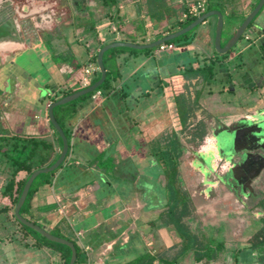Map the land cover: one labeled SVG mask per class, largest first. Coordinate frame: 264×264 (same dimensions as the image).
Wrapping results in <instances>:
<instances>
[{"label":"crops","instance_id":"0c3cea01","mask_svg":"<svg viewBox=\"0 0 264 264\" xmlns=\"http://www.w3.org/2000/svg\"><path fill=\"white\" fill-rule=\"evenodd\" d=\"M168 1L188 6L199 0ZM93 2L91 7L80 5V12L74 13L72 20L61 24L59 31L56 32H61L59 38L63 36L62 25L69 27V36L66 37L67 40L65 39L68 50L57 51L61 56L57 57L56 63L52 60L48 61L47 79L37 82L30 73L21 70V65H9L13 67L12 70L14 69L9 75L11 73L16 77L17 82L13 94L3 101V121L11 131L32 136H47L54 140L55 129L53 130L48 118L47 103H50L54 96L60 97L64 89L80 88L81 90L90 86L92 79L100 77L96 59L93 61V57L97 55L101 45L116 41L138 46L147 45L168 34L166 28L164 29L165 24L157 27L155 21L146 14L143 5L136 0L119 2L117 20L105 17L98 2L96 0ZM252 4V1H247V6L250 7ZM8 7L9 5L6 8ZM44 8L41 7L38 12L40 13ZM22 9L24 11V8ZM249 11L245 8L240 12L247 15ZM90 15L95 20V31L85 34L77 27L76 19L79 16L88 19ZM53 16L59 24L61 22L59 15L53 14ZM209 17L200 23V27H195L183 45L169 42L174 46L172 49L158 51L156 45L139 48L114 46L129 47L137 51H131L129 48L117 51L110 63L115 69L111 77L112 87L104 93L95 89L99 90L100 94L94 99L92 97L80 99L76 114L68 120L67 124L71 129L69 139L71 152L67 160L78 165L84 179L91 182L83 188L72 191L64 187L55 190L52 184L41 185L33 196L31 210L32 214L39 215L38 224L47 230L53 228L60 218L66 219L73 230L72 237L77 246L85 252L86 260L80 264H124L145 252L159 256L151 264H168L167 258L175 255L179 245L177 234L170 225L159 219V213L165 207L166 195L158 189L157 183H160L159 180L162 181V175L158 173L157 161L150 153L152 143H155L158 135L179 133L184 149L189 150L188 142L184 140L188 139L189 135L185 132L189 129L188 133H190V129L197 126L200 120H204L205 127L208 126L209 121L214 122L215 115L213 111H209V102L212 101L210 100L213 96L212 86L216 84V79L202 82L199 75L192 76L189 75L190 72L187 73L190 68L195 69L212 63L216 65L217 71L222 69L224 63H231L251 47L253 40L248 42L251 32L256 34L254 41L259 42L257 48L264 61V7L256 16L250 27L252 29L243 38L244 44H240L237 50L230 51L231 54L229 52L226 56L221 52L216 53L212 42L216 19L213 21ZM43 20L41 19L42 22ZM254 25H259L260 28ZM45 33L46 31H43L41 34L44 36ZM24 38L27 41L29 39V37ZM38 39L40 38L37 37L36 40ZM35 43L29 39L21 48L11 51L25 48L33 50ZM1 46L7 47L8 44ZM8 47L13 48L11 44ZM0 52L2 55L0 57L7 56V51ZM45 52L44 49L41 50V54ZM240 62L245 63L243 59ZM89 64L95 66V69L88 76L87 85L84 86L81 81L82 71ZM19 72L25 75L26 82L19 78ZM224 74L230 76L228 71ZM40 87L43 92L36 90ZM224 87L225 85L222 84L216 92L219 93ZM34 94H37L36 99L32 100ZM176 94L182 95L186 103L191 105L186 126L183 129L180 123V130L172 120L174 117L179 119ZM17 100L24 103V111L29 112L27 116L20 111L19 105L12 108V104ZM11 109L16 110V113ZM241 116L243 115L237 118ZM100 154L103 155V159L112 160L111 170L105 172L93 162ZM188 156L189 153L183 154L180 162L179 175L183 183L186 173L189 174ZM143 179H150L149 181L155 183L152 191H147L140 185V180ZM4 182L5 178L0 176V187ZM121 182L132 184L131 188L126 187L129 190L127 194L118 186ZM184 187L188 188L185 184ZM108 188L113 189L111 193L107 192ZM188 195L191 198V212L185 220L190 229L199 230L197 217L205 201L198 195ZM164 196L165 200L162 201ZM195 196L198 199L196 203L192 201ZM54 203L56 207L59 203L73 205H71L73 213H70V220L66 213L63 216L57 208H51ZM213 204L215 205L216 201ZM4 206L9 208L8 198L0 196V264L63 263L59 251L49 246L37 245L28 235L22 237L24 230L10 218L11 210H2ZM215 214L216 211L213 209L212 215ZM219 214L224 218L239 216L235 212L223 211V209L219 210ZM97 215L101 216L97 217ZM153 217L157 219L152 220ZM235 218H232L234 219L232 221L237 223ZM232 221L228 223V232L226 231L224 235L226 239L232 238L230 232H236L231 226ZM250 236L251 234L247 237ZM245 241L246 239L240 241L238 246L233 245V249L237 250ZM221 245L224 247V252L217 258L214 257L209 261L195 259L192 253H187L176 260L175 264H232L231 255L228 257L226 254L233 253L234 250L230 248L232 244ZM224 255L225 258H229L228 262L223 259Z\"/></svg>","mask_w":264,"mask_h":264},{"label":"trees","instance_id":"16d2710c","mask_svg":"<svg viewBox=\"0 0 264 264\" xmlns=\"http://www.w3.org/2000/svg\"><path fill=\"white\" fill-rule=\"evenodd\" d=\"M96 1L103 9V14L105 17H108L111 20L118 19L119 16L117 15V7L121 0ZM136 1L140 2V5H143L146 14L151 19H153V21H155V25L157 27H159V25L163 23L166 25H164V29L166 28L165 30L168 34L180 28L182 29L186 27L199 15L211 9H217L222 14H224L225 10L228 17L238 16L239 14H241L242 18L239 24L246 16V14H242L240 11H235V0H227L224 3L223 11L221 10V7H217L213 3H209L208 0H205L204 10L198 15L189 14L188 7L186 5H178L177 3H172L168 0ZM254 5L255 3L250 6L249 10H251ZM263 7L264 4L251 20V22L247 25L246 29L239 39L245 38L247 30L253 25L256 16L260 13ZM183 15H185V17H183ZM76 25L77 27L82 29L83 33L85 34H89V32L92 33L95 31V20L92 18V15H90L88 19L79 16L76 19ZM195 27H193L183 35H179L164 42H176L180 45H183L185 43V40L188 39V36L195 29ZM232 35L233 33L229 35L227 39ZM219 45L222 46V43H220ZM124 48L129 47H113L104 51L102 55V61L106 70V76L101 84L95 89H99L102 93H104L110 87H112L111 77L112 72L115 71V69H113V66L110 65V63L114 59L116 52ZM233 48H230L222 55L226 56L230 51H233ZM131 51L137 50L131 49ZM52 56L59 57L61 55L53 54ZM95 59L96 54L93 57V61H95ZM187 73L192 76L199 75L202 82H208L210 79L214 78L215 74L217 73V69L216 65L209 63L206 65H201L195 69L190 68ZM97 79L98 76L92 79V81H90V84L94 83ZM78 89H64L60 94V97L72 93ZM95 89L91 90L85 95L78 96L77 98L69 102L53 107L54 117L65 134L68 151L65 155V158L58 165V167H56L52 171L39 174L33 180L31 186H29L27 189L25 199L19 209V213L22 216L26 217L29 221L39 225L40 227L42 226L38 224V221L40 219L39 215L32 214L31 201L37 189L41 185L52 184L55 190H58L59 187H64L72 191L77 188H83L91 182H88L84 179V177L82 176L83 173L81 172L78 165L72 164V162L69 163L70 160H67L71 152L69 145L71 129L68 126L67 122L76 114L78 110L77 105L80 99L83 100L87 97H90V94ZM12 94L13 92L10 93L0 88V176H3L5 178V182L0 187V196L7 197L9 201V208L4 206L2 210H11V212L9 213L10 218L24 230V234L22 235V237L24 235H28L35 241L37 245L49 246L59 251L63 257L62 264H68L70 258V248L68 246L50 241L43 236L41 237L40 234L31 230L30 228H28V226L20 223L15 218L12 212L17 202L22 185H24L28 176H30V174L35 170L52 164L58 157L61 150V140L58 133L54 130L52 124L51 126L55 134L54 140L48 138L47 136H32L27 133L11 131L9 126H6L5 122L3 121V101L5 99L4 97H9ZM176 95V104L177 109L179 110V120L184 129L186 126L187 118L189 117L191 105L186 103L182 95ZM44 98H46V96H44ZM58 98L59 96H54L51 98V101H55ZM196 127H198V125ZM188 135L189 138L184 139L185 142H195L203 135H205L204 127L203 129H198L197 131L191 130ZM165 136L166 138L163 142L159 143L156 139L155 143H152L153 146L150 150V153L153 157H155L157 161V167L159 169L158 173L162 175V183L160 185H162L163 188L161 190L167 198L165 207L159 213V219L160 221L170 225L178 237L177 239L179 245L176 248V253L173 257L167 258L166 262L168 264H175L176 260L186 255L187 253H192L195 259H204L209 261L214 257L217 258L222 252H224V247L220 244L221 246L219 247L222 248L218 249L217 246H214L211 243H202V240L199 239L201 237H199L196 232L190 229L189 225L186 223L185 219L190 215L191 212V198L185 192L186 189L184 187V183L182 182V179L179 175L180 162L183 154H185V146L182 145L180 138L177 137L174 133L167 134ZM102 156V154L98 155L93 162H95L100 169H103L105 172H107L111 170L112 160L107 158L103 159ZM51 208H57L56 203H54ZM259 222L260 224L258 228L251 234L250 238L246 239V241L243 243L244 245L238 247L237 250H234L235 255L232 259V264H254V262H256L257 264H264V217L261 218ZM48 231L55 236L70 240L73 243V246H75L76 249V259L74 264L85 262V252L82 251L79 246H77L75 239L72 237L73 230L66 219L60 218L59 221L54 225V227L49 229ZM218 250L220 251L218 252ZM225 256L226 255H224L223 259L228 261L229 258H225ZM158 257L159 256L157 254H149L148 252H145L137 256L130 262H126L124 264H151L153 260ZM247 258H249V260L251 261L248 262L249 260H247Z\"/></svg>","mask_w":264,"mask_h":264},{"label":"rangeland","instance_id":"374dc122","mask_svg":"<svg viewBox=\"0 0 264 264\" xmlns=\"http://www.w3.org/2000/svg\"><path fill=\"white\" fill-rule=\"evenodd\" d=\"M6 1L11 2L12 0H0V4L4 3ZM14 1H18V3L16 2L17 4L15 3V5L18 6V7H16V10H17L16 12L21 13V14L23 12L25 13V11H27L28 9L29 10L33 9V11H39V9L41 7H45V8L42 9V11H40V13H39L40 21H41V19H44L43 22L40 25L35 24L36 27L34 26V28L32 30H28L26 32L30 36L29 37L30 41H32L34 43L36 42L34 45L35 46L34 49L31 50L29 48H25L23 50H18V51L17 50L7 51V56L5 58L0 57V88L4 89L7 92H9L5 86L7 79H4V78L7 75V71L12 70V68H13L12 66H9V65H21L22 66L21 70L27 71V73H30V76L35 77L37 82H40L42 80L47 79V77L49 75V72L47 69V65L49 64L48 61L52 60L53 62L56 63V60H57V56L56 57L52 56L53 52L55 55H58L57 54L58 52L68 50L66 47L67 45L65 44V39H66V37L69 36V32H68L69 27L66 28V25L65 26L62 25V28L64 29L62 32L63 36H61L59 38H58V36L61 34V32L60 33H56V32L59 31L58 29L60 28L61 24L67 23L68 21L72 20L71 17L74 13L80 12L79 11L80 5L83 4L86 6L88 5V7H91V6H93V4H94L93 1H95V0H14ZM226 1L227 0H208L209 3H213L215 6L221 7L222 11L224 9L223 6H224V3ZM247 1H249V2L252 1L253 4L254 3L256 4L259 0H235V2H236L235 7H234L235 11L239 12L245 8H246V10H249L250 7L247 6ZM23 6H25L28 9H26V10L24 9V11H23V9H22ZM227 11H229V10H227ZM53 14L59 15V17L61 19V22L59 24L57 23V20H54L55 17L54 16L52 17ZM209 18L213 21H215L214 19H216L215 15H211ZM241 18H242L241 14H239L238 16L228 17L226 15L225 10H224L223 28H222V34H221V40H220V43H222V46L225 43L227 37L236 31ZM198 27H200V24L197 25V28ZM251 29L252 28H249L247 30V32L250 31ZM42 30L46 31L44 36H43V34L40 33V31H42ZM66 33H68V34H66ZM251 34H252L251 38H250V40H248V42H251L253 40V43L250 44L251 47L247 48L244 52L241 53L240 56H238L237 59H235L231 63L230 62L224 63L221 66L222 69H219L214 76V79H216V82H215L216 84H214L212 86V91H213L212 95L213 96H211V99H210L212 101L209 102V108H210L209 111H213V114L215 115L214 118L216 119V122H215L216 127H217V125H219V126L221 125V124L217 123L219 120L224 121L225 123H228L230 120L237 118L241 114L242 115L251 114L254 111L256 112V115H259V116L264 114V111H262V112L260 111V110L264 109V61H263L262 56H260L261 55L260 50L257 48L259 42L256 43L254 41L256 38V34L254 32H251ZM37 37H39L40 39L36 40ZM263 39H264V37H263ZM243 40L244 39H242V38L238 39V41L235 44L236 46L233 48L234 51L237 50L238 47H240V44H244ZM53 45H55V47H57V48H55ZM36 46H38V47H36ZM43 49L46 51L45 52L46 54L45 53L41 54V50H43ZM216 53L219 54V51L216 50ZM229 54H231V52ZM241 59H243V61H245V63H241L240 62ZM248 59H249V61H248ZM227 71L230 72L229 77L224 74V72H227ZM19 74H20L19 78H22V80L25 81V79H24L25 75L23 73H20V72H19ZM31 77H29V78H31ZM222 84L225 85V87L223 89H221V91L219 93H217L216 89L221 88ZM36 90L39 92L40 91L43 92L42 87L37 88ZM36 95L37 94L33 95L32 100L36 99V97H35ZM7 97L8 96L5 97L6 100H7ZM47 104H49V103H47ZM18 105L21 108L20 111H22V113L25 116H27L29 114V112L27 113L24 111V108H23L24 103L21 100L20 101L17 100L15 102V104H12V108L14 109ZM47 107H48V105H47ZM13 109H11V110L16 113V110H13ZM19 120L21 121V119H19ZM172 120H173L176 128H179V130H180V120L176 117H174ZM243 126H245V125H243ZM203 127H204V131H207L208 127H211V122H208V127H205L204 120H202V121L200 120V121H198V127L194 126L193 128L190 129V131L191 130L197 131L198 129L201 130V129H203ZM246 129H248V126H247V128L245 127V130ZM258 130H259V128H255V131L258 133L257 136H259V135L264 136V132L261 131V133H260V132H258ZM188 132H189V129H188V131L185 132V134H188ZM174 134L177 137H179V133H174ZM248 134L250 136H252L251 133H248ZM210 137H211V134H210ZM165 138H166V136L164 134V135H158L156 139L158 140L159 143H161L165 140ZM190 145L195 146L192 143H190ZM190 156L192 157L193 154H190L189 157ZM192 171H193L192 169L189 171V175H192ZM226 178H228V177H226V176L224 177V182H225ZM144 179H143V181L140 180V182H141V183L139 182L140 185L144 186V188H146L147 191H152V187L154 186L155 183L149 181L150 179H147V180H144ZM189 181H190V183H189ZM189 181L187 182V183H189L188 187H191V190H192V188L194 187L192 184V181H194V180L190 179ZM159 182L160 183H157L158 189H162L163 186L160 185L162 181L159 180ZM224 182H223V184L226 183V182L225 183ZM234 182L236 183L235 180H234ZM150 183H152V184L149 187ZM118 186L121 187L120 188L121 190L125 191V194H127V192L129 190H128V188L126 189V187L129 186V188H131L132 184L128 185V182H121V183H119ZM225 186L227 188H230L228 182L225 184ZM250 189L251 188L249 187L246 190L240 191V194H242V196L246 197V199L244 201L246 203L249 202L251 205L255 200L256 202H258V206L261 207V205L264 204V197L262 198L261 192H260V194H257V193L254 194L253 192L250 193ZM112 190L113 189L108 188L107 192L111 193ZM185 192L187 194H191L190 190H185ZM247 193H249L250 196ZM226 195H228V194H226ZM228 197H229V195H228ZM164 198H165V196L162 197L161 200L162 201L165 200ZM238 198L242 199L239 196H238ZM197 200H198L197 196H195V197H193L192 201L194 203H196ZM158 201H160V199H158ZM166 201H167V198H166ZM68 204L69 203H67L68 208L66 207L68 209V211L65 213H66L67 218H69V220H70V216H71L70 213H73V211H72L73 205L72 204L68 205ZM213 205L214 204L210 203V202H205L201 205L202 207L204 206V208H201V212L199 213V215L197 217L199 230L195 229L194 232H196L198 235L201 236V238H199V239L202 240V243H205V244L211 243L214 246H217L218 249L222 248V247H219V246H221L220 244H223V245H225V244L231 245L232 244V247H230V248H232V250H235V249H233V247H234L233 245L238 246L240 244V241H244L245 239L250 238L247 236L252 234L258 228V226L260 224L259 221L261 220V218L264 217L263 213L261 216L258 215V217H255V215L258 214V211L255 212V210L253 209L254 211H251V212L255 213V214H252L253 215L252 222H250L251 221V219H250L251 215L250 214H248L247 218H241L240 217V219H236L238 222L237 227H236V225L233 226V228H235L233 230L236 232H233V231L230 232V235H232V238L226 239V237H224V235L229 228L228 223L230 221H232V216L231 217L229 216L226 218L222 217L219 214V209H215V211H216L215 216L212 215L213 209H214ZM223 208H224L223 211H225V210L229 211L231 206H230V204H224ZM98 216L99 215H97V217ZM155 219H157V218L153 217L152 220H155ZM138 224H140L139 221H138ZM219 251L220 250H218V252ZM234 253L235 252L233 251L232 254H230V253H226V254L228 257L231 255V258L233 259L234 255H235ZM254 264H257V263L254 262Z\"/></svg>","mask_w":264,"mask_h":264},{"label":"water","instance_id":"95a60500","mask_svg":"<svg viewBox=\"0 0 264 264\" xmlns=\"http://www.w3.org/2000/svg\"><path fill=\"white\" fill-rule=\"evenodd\" d=\"M5 3H7L10 8L8 7V8H6V10H4L3 5ZM263 4H264V0H259L254 5V7L250 10V12H248V14L242 20V22L238 25V28L233 33V35L231 37H229L228 40L225 41L223 46L219 45V40L221 38V33H222V28H223V14L217 9H211L209 11L202 13L196 19H194L192 22H190L186 27H184L182 29L180 28V29H178V30H176L170 34H167V35L161 37L160 39H156L153 42L148 43L147 45L140 44L138 46V45H132L131 43H128V42H118V41L110 42V43H106V44L102 45L101 48L98 50L97 55H96V63L98 65L100 77L94 83L90 84V86L85 87L81 90L80 89L76 90V91L69 93L67 95L61 96L58 99H56L55 101H51L48 104V107H47L48 118H49L50 123L52 124L53 128L55 129V131L59 135V138L61 140V146H60L61 150H60L58 157L56 158V160L52 164L45 166V167H41V169L35 170L34 172H32L30 174V176H28L24 185H22V188H21L20 193L18 195L17 202H16L14 209H13V214H14L15 218L20 223L28 226V228H30L31 230L40 234L41 237L43 236L44 238H46L50 241L61 243V244L68 246L70 248V258H69L68 264H74L75 259H76V249L70 240L55 236L54 234L50 233L47 229L40 227L37 224H34L33 222L29 221L26 217L22 216L19 213V209H20V207H21V205L25 199V194L27 192V189L29 186H31L33 180L39 174L52 171L56 167H58V165L65 158V155L68 151V146H67L65 134L63 132V129L61 128V126L58 124V122L56 121V119L54 117L53 107L57 106V105L64 104L66 102H69V101L77 98L78 96L85 95L101 84V82L105 79V76H106L105 67H104V64L102 61V55H103L104 51L109 49V48H112L114 46H121V45L131 46L132 48L154 46L160 42H163V41H166V40L175 38L179 35H183V34L187 33L193 27H195L196 25L203 22L207 17H209L211 15H215L216 16V23H215L214 39L212 40V42H213V45L215 46L216 50H218L221 53H225L230 48L232 49L235 46L236 42L238 41V39L240 38V36L243 34L244 30L246 29L247 25L251 22V20L254 18V16L260 10V8L263 6ZM11 6H12L11 2H8V1L0 4V51H11V49L21 48L25 43L28 42L24 38V37H27L25 35L27 28L29 27V28L33 29L31 27L32 24L27 26L28 23L25 24V22L23 21V19H26L25 17H27V16H22L21 13L16 12L17 11L16 7H18V6L15 5L13 8ZM23 8L26 9L25 6ZM22 14H24V13H22ZM31 14L37 15V17L34 19L35 24L40 25L42 23V21H40V19H39V12L38 11H32ZM18 20H20V21H18ZM254 26H256L257 28H260L259 25H254ZM1 44H8V46L11 44V46L13 48H10L8 46L2 48ZM8 74H9V72L6 75V76H8L7 82H6V87H7L8 91L10 93H12L16 89V88L14 89V86H15V83L17 82V79H16V77L12 76L11 73H10V75H8ZM12 86H13L14 90L12 89ZM255 116H256L257 121H254L252 118H249L247 116V114H245V116H242L239 118V121L237 122V124L236 123L235 124L234 123H231V124L221 123L222 126L218 130L219 134L216 135V137L214 139V143H213V145L215 144V151H216L217 156L219 157V160L227 161L228 164H230V163H232L234 157L239 156V158H237V160H239V161L241 160V157L246 159L247 158V152L250 153L251 150L254 148V146L257 143L260 144L261 142L264 141V136H261V135L257 136L258 133L255 131V128H259L258 132H260V133H261V131L264 132V116L263 115H260V116L255 115ZM243 125H245V126H243ZM253 125H255V126H253ZM247 126L248 127L253 126V127H251V130H250V128L245 130V127L247 128ZM248 133H251L252 136H250ZM212 159H214V158L210 157V155L205 156V157H203L204 162H198L197 164L193 165L192 167L194 168V166H195V169H199L202 171L204 169H203V166L201 167V164L203 165L206 162H207L206 164H210V161ZM243 164L244 163H242V165ZM243 166H245V164ZM235 169H238L236 164H234V166L230 168L231 172H233Z\"/></svg>","mask_w":264,"mask_h":264},{"label":"flooded vegetation","instance_id":"af4514ba","mask_svg":"<svg viewBox=\"0 0 264 264\" xmlns=\"http://www.w3.org/2000/svg\"><path fill=\"white\" fill-rule=\"evenodd\" d=\"M18 3V1H11L12 8L15 6V3ZM16 3V4H17ZM7 3L3 5V9L6 10ZM10 8V7H9ZM43 8V7H42ZM32 10L25 11L24 14H21L26 19H23L25 24L27 26L32 24V28H34L35 25V18L36 15L29 14ZM20 21V20H18ZM28 30H32L31 28H27ZM26 31V32H27ZM25 32V35L27 37H30L28 33ZM40 31V33H42ZM30 39V38H29ZM28 39V41H29ZM27 40V39H26ZM13 70H8V72H12ZM7 72V73H8ZM9 75V74H8ZM8 76H6L4 79H7ZM261 112L264 111V109L260 110ZM256 112H252L251 114H247L249 118H252L254 121L256 120ZM245 116V115H243ZM264 116V114H263ZM242 117V116H241ZM240 118V117H239ZM239 118H235L233 120H230L228 123H236L239 121ZM210 122V121H209ZM216 122V119L214 120ZM213 121L211 122V127H208V130L205 132V135H203L201 138H199L195 142H190L195 146H191L189 143L187 147H190L189 150H185V153L193 154V156L188 158V165H189V171L192 169V175H189L186 173L185 175V182L184 184L187 185L190 183V179L194 180L192 181L193 188L191 190V187H188L186 190H190L191 194L198 195L200 199H203L205 202L213 203L216 201V204L214 205V209L222 210L224 209V204H230L231 208L230 211L235 212L236 214H239V216L235 219L241 218H247L248 214L251 215L250 219L252 222L253 215L255 213H252L251 211H258V214L255 215V217L261 216V214H264V204L258 206V202L254 200V202L250 205V203H246L244 200L246 197L242 196L240 194L241 190H246L249 187L250 193L254 194H262V198L264 197V141L260 144H256L254 148L251 150L250 153L247 152V158L241 157V160H237L238 157H234L232 163L228 164L227 161L219 160V157L216 154L215 151V144L214 139L218 133V130L221 128L222 125H217ZM217 123H225L224 121L219 120ZM225 123V124H228ZM255 126V125H253ZM251 126V127H253ZM251 127L250 128L251 130ZM255 128V127H254ZM215 129V130H214ZM211 134V137H210ZM206 139V140H205ZM204 141V143H203ZM203 143V144H202ZM203 146V147H202ZM214 158L210 161V164L204 163L201 164V167L203 166L204 170L195 169L192 167L193 165L197 164L198 162H204L203 157L209 156ZM214 156V157H213ZM190 159V160H189ZM242 163L245 164V166L242 165ZM234 164L237 165L238 169H235L233 172H231L230 168L234 166ZM242 166V167H241ZM241 167V168H240ZM228 177L225 179V182L229 184L230 188H227L225 186L224 177ZM220 177V178H219ZM223 180V181H222ZM228 180V181H227ZM236 181V183L234 182ZM189 181V183H187ZM223 182L225 184H223ZM228 194V195H226ZM249 194V193H247ZM252 195V194H251ZM241 197L242 199L238 198ZM250 196V194H249ZM261 198V199H262ZM242 200V201H241ZM229 203H228V202ZM204 202V203H205ZM223 202L224 204H220ZM203 204V203H202ZM219 207V208H218ZM259 207V208H258ZM204 208V206H203ZM254 209V210H253ZM263 210V211H262ZM247 213V214H246ZM234 220V219H232ZM258 220V219H257ZM238 223V222H237ZM237 223H234L232 221L231 226L237 227Z\"/></svg>","mask_w":264,"mask_h":264},{"label":"built area","instance_id":"2783aa9c","mask_svg":"<svg viewBox=\"0 0 264 264\" xmlns=\"http://www.w3.org/2000/svg\"><path fill=\"white\" fill-rule=\"evenodd\" d=\"M188 13L191 14V15H198L199 13H201L203 10H204V7H205V0H199L197 2H194V3H190L188 4ZM183 17H185V15H183ZM113 30H115V27H113ZM156 47H157V50L158 51H162V50H167V49H172L174 46L172 43H169V42H160L158 44H156ZM95 69V66L89 64L88 66H86L84 69H83V76H82V84L84 86L87 85V82H88V76L90 75V73ZM100 94V91L99 90H94L90 97H92L93 99L96 98L98 95ZM48 105V104H47ZM48 119V118H47ZM67 207V204L66 203H59L58 204V207H57V210L58 212L61 214V215H65V212H66V208Z\"/></svg>","mask_w":264,"mask_h":264}]
</instances>
